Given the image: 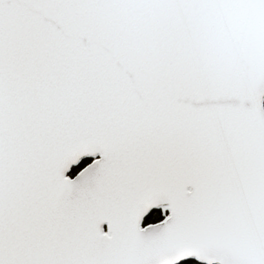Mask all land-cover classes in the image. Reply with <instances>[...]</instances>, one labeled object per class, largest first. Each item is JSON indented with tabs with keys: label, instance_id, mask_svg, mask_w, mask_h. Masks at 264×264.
I'll list each match as a JSON object with an SVG mask.
<instances>
[{
	"label": "snow or ice",
	"instance_id": "6c2138e0",
	"mask_svg": "<svg viewBox=\"0 0 264 264\" xmlns=\"http://www.w3.org/2000/svg\"><path fill=\"white\" fill-rule=\"evenodd\" d=\"M0 264H264V0H0Z\"/></svg>",
	"mask_w": 264,
	"mask_h": 264
}]
</instances>
